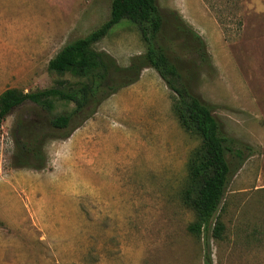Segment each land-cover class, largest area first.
Segmentation results:
<instances>
[{
	"label": "rangeland",
	"instance_id": "rangeland-1",
	"mask_svg": "<svg viewBox=\"0 0 264 264\" xmlns=\"http://www.w3.org/2000/svg\"><path fill=\"white\" fill-rule=\"evenodd\" d=\"M111 2L0 0V93L51 87L58 77L48 61L106 22ZM156 3L191 91L243 148L216 214L222 239L187 232L195 216L179 192L200 142L179 125L173 93L145 68L67 138L46 139L42 169L14 165L22 141L15 121L46 123L47 115L28 105L4 119L0 264H204L206 251L211 264H264V0ZM177 17L203 40L206 54L182 47ZM93 48L120 67L146 51L126 20ZM72 107L58 102L53 114Z\"/></svg>",
	"mask_w": 264,
	"mask_h": 264
},
{
	"label": "trees",
	"instance_id": "trees-1",
	"mask_svg": "<svg viewBox=\"0 0 264 264\" xmlns=\"http://www.w3.org/2000/svg\"><path fill=\"white\" fill-rule=\"evenodd\" d=\"M122 20L137 27L146 47L144 53L131 57L126 67L118 66L109 54L93 48ZM164 25L156 0H112L106 22L66 44L48 61L47 70L58 77L51 87L26 93L10 88L0 93V126L13 111L28 105L47 115L46 123H29L21 118L15 121L16 140L22 141L16 142L14 165L42 169L46 139L67 138L96 112L102 101L135 83L143 69H153L173 93L171 109L179 125L200 142L187 157L186 176L179 192L182 204L195 216L187 225V232L195 238L210 233L220 240L224 225L216 214L231 175L244 161L243 148L224 135L209 106L191 91L188 72L168 46L171 42L163 33ZM173 27L183 35L182 47L192 48L197 55L206 54L203 40L179 17ZM58 102L73 107L53 114ZM204 264H211L208 251L204 253Z\"/></svg>",
	"mask_w": 264,
	"mask_h": 264
}]
</instances>
